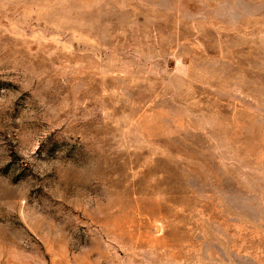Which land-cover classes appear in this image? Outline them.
Returning a JSON list of instances; mask_svg holds the SVG:
<instances>
[{
	"label": "rangeland",
	"instance_id": "374dc122",
	"mask_svg": "<svg viewBox=\"0 0 264 264\" xmlns=\"http://www.w3.org/2000/svg\"><path fill=\"white\" fill-rule=\"evenodd\" d=\"M0 264H264V0H0Z\"/></svg>",
	"mask_w": 264,
	"mask_h": 264
}]
</instances>
